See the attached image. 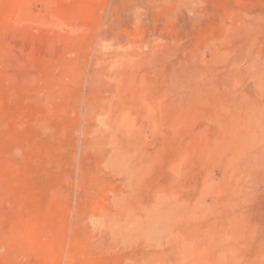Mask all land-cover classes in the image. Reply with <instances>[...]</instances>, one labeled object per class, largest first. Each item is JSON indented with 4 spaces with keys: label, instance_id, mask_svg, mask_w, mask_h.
I'll return each instance as SVG.
<instances>
[{
    "label": "rangeland",
    "instance_id": "1",
    "mask_svg": "<svg viewBox=\"0 0 264 264\" xmlns=\"http://www.w3.org/2000/svg\"><path fill=\"white\" fill-rule=\"evenodd\" d=\"M0 264H264V0H0Z\"/></svg>",
    "mask_w": 264,
    "mask_h": 264
}]
</instances>
